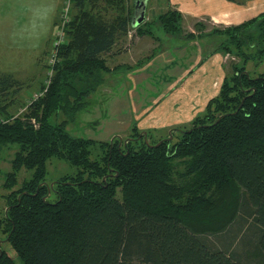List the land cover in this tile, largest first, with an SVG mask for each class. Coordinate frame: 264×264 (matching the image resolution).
I'll return each instance as SVG.
<instances>
[{
    "label": "trees",
    "instance_id": "1",
    "mask_svg": "<svg viewBox=\"0 0 264 264\" xmlns=\"http://www.w3.org/2000/svg\"><path fill=\"white\" fill-rule=\"evenodd\" d=\"M135 4L71 0L75 13L65 23L58 61L48 67L50 83H42L44 94L30 100L25 119L9 121L21 85L11 74L0 76V153L17 148L2 219L15 256L0 249V264H17L16 259L22 264H241L243 255L264 264V73L246 70L249 63H264V12L208 35L240 61L218 96L177 136L153 140L148 132L149 145L161 142L150 147L136 124L125 139L135 140L121 145L119 137L100 141L69 130L90 110L97 91L107 95L112 69L106 56L123 46L130 30L157 40L152 24L167 35L184 34L183 14L169 3L155 20L133 26ZM108 10L116 15L102 14ZM195 27L202 33L205 26ZM59 115L65 118L56 120ZM170 136L175 142L166 140ZM53 158L76 171L51 187L45 181ZM22 167L33 173L15 191V171ZM213 190L215 195L207 196ZM242 211L255 228L252 252L247 249L252 240L238 252L245 235L231 236L224 248L209 242Z\"/></svg>",
    "mask_w": 264,
    "mask_h": 264
},
{
    "label": "rangeland",
    "instance_id": "2",
    "mask_svg": "<svg viewBox=\"0 0 264 264\" xmlns=\"http://www.w3.org/2000/svg\"><path fill=\"white\" fill-rule=\"evenodd\" d=\"M145 2L144 19L146 18L149 21L155 20L169 6L168 0H145ZM61 5V13L59 12L56 18L60 6L53 16L54 7L51 0H0V76L11 74L21 85L15 95L16 105L10 109L13 116L9 117V121L17 117L21 120L25 119L23 116L29 112L27 105L31 104V98L34 94L41 92L42 83L47 85L49 82L52 72L48 67L51 51L57 38V24H60L59 21L63 19V12L67 10L65 0H62ZM72 9L73 5L68 8V17L71 16V13L72 15L75 13V9H73V12ZM192 9L193 11L184 6L182 8L187 12L182 24L183 35H167L153 24L155 36L159 40L149 36H138L135 29L130 30L128 35L124 37L125 43L122 44L123 46L117 45L114 49L116 53L108 55L110 58L108 65L112 71L106 75V81L108 80L110 84L107 95H102L97 91V94L92 96L90 110L81 112L78 120L69 127L73 134L100 141H113L117 137L125 140L130 134L132 126L136 124L142 133L149 132L152 139L157 140L165 138L169 134L177 136L181 128L189 127L192 124V120L204 111L209 100L218 96L223 79L232 73L234 64L240 61L239 56L234 52H224L220 47L221 45L217 44L216 40L208 35L213 32L215 27L222 29L238 24L240 19L261 14L264 12V0H250L249 4L247 6L245 4V7H242L240 12L237 13V15H241L235 22L226 21L228 15L226 17L218 15L216 19L212 20L207 15V8ZM102 14L108 17L116 15L110 10L103 11ZM55 18L57 20L59 18V21L53 26L50 21ZM134 20L132 17L131 24H134L135 27L143 22L137 24L138 17ZM197 22H201L205 26L202 33L196 30L195 24ZM188 33H193L195 37L185 38L184 35ZM190 54L195 55L190 61H187L186 59ZM170 57H173L178 65L181 60L184 61L185 71L175 70L176 74L185 73L186 69H189L187 74H190V80H194L192 81L194 84H187L186 87L181 88L178 87L179 82L172 84V88L165 95L171 99L172 102L169 104L172 107L177 104L179 108L171 112L169 109L161 110L160 102H156L154 99V104L158 108L153 109V105L151 109L142 111L144 106L150 105L153 96L156 95L155 87L162 90L157 76L164 75V71L157 69L160 68L161 61L170 62ZM144 67L147 68L145 71ZM246 70L252 72L255 76L264 73V63L259 66L249 63ZM141 72L142 74L145 72V75L150 74V80L147 78L149 81L144 80L142 82L141 78L138 77L139 79L136 80L135 77L133 79L130 76ZM187 77L188 75L185 78ZM148 84H152V86ZM129 89L139 92L141 99L139 100L137 96H133L132 92L128 94ZM119 101L120 104L116 105L115 102ZM94 102L97 105H94ZM64 118L63 115H59L56 120L61 121ZM105 118L107 119L103 120ZM2 120V117H0V122ZM94 125L98 126L95 127ZM171 140L175 142L176 138L172 136ZM16 151V147H11L4 148L0 153V249H4L13 257L15 252L7 243V234L3 232L5 222L2 219L8 208L6 196L11 191V188L6 186L8 185L7 176L13 171L12 159ZM95 154L94 152L91 155L92 159ZM47 169V180L45 182L51 187L56 182L55 180L62 175L76 171L67 162L56 158L49 161ZM178 170L180 172L184 171V165H181L180 168L178 166ZM15 172L17 181L13 190L16 191L31 178L33 170L22 167ZM190 179L191 176L188 179L186 178L188 181ZM211 194L215 195L214 190L212 193L207 191V196H211ZM250 221L251 218L247 216L245 211H242V214H239L237 220L220 238L209 236L208 240L211 243L214 242L215 246L224 248L225 241L229 243L231 236L237 234V237L241 238L245 235L240 242L238 252L240 253V249L247 244L248 240H252V247L247 246V249L252 252L256 246V240L254 237V240L250 237L252 232L255 231V228L250 229ZM235 243L238 244L237 241ZM240 260L241 264L253 263V258L250 256L243 255ZM16 262L22 264L18 259H16Z\"/></svg>",
    "mask_w": 264,
    "mask_h": 264
},
{
    "label": "crops",
    "instance_id": "3",
    "mask_svg": "<svg viewBox=\"0 0 264 264\" xmlns=\"http://www.w3.org/2000/svg\"><path fill=\"white\" fill-rule=\"evenodd\" d=\"M51 1L53 3V7L55 8V9L53 8L54 12L52 13V15L54 16L56 14V12H57V8L59 6H60L59 9L61 8L62 0H51ZM249 2H250V0H243V1L242 0H168V3L171 6L173 5L172 7L175 6L174 8L177 9V6H178L177 10L183 14V19H184V16H186V14H187V12L185 10H182L183 6L186 7V8H189L190 11H193L192 8L203 7V8H207V15L212 20L216 19L218 15H221L222 17H226L228 15L226 21H234V22L238 18H240L241 14L237 15V13L240 12V9L242 7H245V4L247 6L249 4ZM197 4H198V6L196 7ZM99 5H102V4H99ZM59 12L61 13V9H60V11L58 10L56 18L58 16ZM197 13H201V12H197ZM258 15H255V16H252V17H249V18H244L242 20L240 19V20H238V22H239L238 24H240V23H242L244 21H247V20H249L251 18H254V17L258 16ZM56 18L55 19H51V21H50L51 24H53V26H55L57 24V21H59V18H58V20ZM171 55L172 54L170 53V56ZM194 55L190 54L188 59H186V60L190 61ZM106 57L108 58V63H110L109 56L107 55ZM183 62L184 61L181 60V63L179 64L180 65L179 66L177 61L173 57L172 58L170 57V62H165V61L164 62L163 61L160 62V64H159L160 68H158L157 70H160V69L163 70L164 71L163 72L164 75L163 74L159 75L157 77V80L159 81V86H161L162 90H158V88L155 87L156 88V92H157V93H155L156 95L153 96L150 105L149 106H144V109H142V111L151 109V107L153 105H154V107H152V108L153 109H157L158 107L154 104V101H153L154 99L156 100V102H160V105L162 106L161 110L169 109L170 112H171L172 110L179 108V105H177V104H174L173 107H172L169 104V103L172 102L171 99L168 98V96H165V95L169 92L170 88H172V84H177L179 82V84H178L179 86L177 85L179 88L186 87L187 84H189V85H193L194 84V82H192L194 80H190V74H187V73H189V69H186L185 73H181V74L177 73L178 75L176 74L175 70H178V71L183 70V71H185L184 70L185 67H184ZM144 68H145L144 69V71H145L147 68L146 67H144ZM157 70H156V72H157ZM187 75H188V77H187L188 80H186L187 78H185ZM130 76L133 79L135 77L136 80L141 78L142 82L144 80L145 81H149L150 78H151V75L150 74L149 75H145V72L143 74L141 72L140 74H137V75H134V76L130 75ZM147 78L149 80H147ZM160 80H162V81H160ZM149 86H152V84H150ZM105 92H108V90H105ZM131 92H132L133 96L135 95V96L138 97L139 100L141 99V96H140L139 92L137 93V92H134V90L129 89L128 90V94L131 93ZM115 103H116V105L120 104V101L119 102H115Z\"/></svg>",
    "mask_w": 264,
    "mask_h": 264
},
{
    "label": "built area",
    "instance_id": "4",
    "mask_svg": "<svg viewBox=\"0 0 264 264\" xmlns=\"http://www.w3.org/2000/svg\"><path fill=\"white\" fill-rule=\"evenodd\" d=\"M65 1H66L67 10L65 12H63L62 22H61V24L58 27L57 32H56L57 38H56V41H55V43L53 45V49L51 51V58H50V61H49L50 62V66L55 65V63L57 61V58H58V48H59V46L64 44L65 41H66L65 31H64L65 27L64 26H65V23L69 19V17H68V15H69L68 8L71 6V0H65ZM51 72H52V70H51ZM44 91L45 90L34 94L33 98L31 99V102L34 101V100H37L39 97H41L44 94Z\"/></svg>",
    "mask_w": 264,
    "mask_h": 264
},
{
    "label": "water",
    "instance_id": "5",
    "mask_svg": "<svg viewBox=\"0 0 264 264\" xmlns=\"http://www.w3.org/2000/svg\"><path fill=\"white\" fill-rule=\"evenodd\" d=\"M146 2L142 1V0H136V4H135V10H134V15H133V21H135L134 19L136 17H138V20L136 21L137 24L141 23L144 19V8H145ZM141 9V11L139 12V10ZM134 25V24H133ZM171 133V132H170ZM141 135L145 136V142L148 144V146L150 147H158L160 145L161 142H159L158 144H156L155 146L149 145L148 140H147V132L142 133ZM172 138V136L169 137V139L166 140H170ZM120 139V145L122 144V139L119 137ZM131 140H135L134 138H128L127 140L124 141V144H127L128 141ZM105 179V178H104Z\"/></svg>",
    "mask_w": 264,
    "mask_h": 264
},
{
    "label": "bare ground",
    "instance_id": "6",
    "mask_svg": "<svg viewBox=\"0 0 264 264\" xmlns=\"http://www.w3.org/2000/svg\"><path fill=\"white\" fill-rule=\"evenodd\" d=\"M57 61H58V58H57ZM50 78H51V76H50ZM50 78H49V79H50ZM49 83H50V81L47 83V85H49Z\"/></svg>",
    "mask_w": 264,
    "mask_h": 264
}]
</instances>
